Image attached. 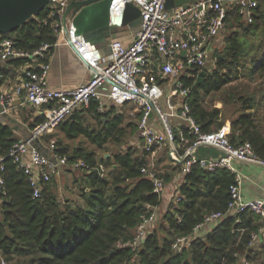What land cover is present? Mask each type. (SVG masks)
Instances as JSON below:
<instances>
[{
	"label": "trees",
	"instance_id": "trees-1",
	"mask_svg": "<svg viewBox=\"0 0 264 264\" xmlns=\"http://www.w3.org/2000/svg\"><path fill=\"white\" fill-rule=\"evenodd\" d=\"M49 12L47 5L20 27L0 37L11 38L17 49L25 51L48 43L46 62L56 42ZM225 19L224 31L230 32L224 49L215 53V69L193 71L194 76L180 78L183 86L189 87L190 113L203 132L216 130L223 124L220 109L207 108L203 96L221 90L238 78L240 67L243 71L249 70L247 75L264 76V52L252 56V68L247 69L242 40L264 24L263 3H259L252 23H244L236 11ZM234 24L236 29H233ZM8 61L19 66L25 59ZM0 74L7 75L8 71L0 66ZM239 101L242 110L231 120L229 139L232 143L249 141L255 156L264 161V130L256 115L260 103L251 96H241ZM125 104L132 108L133 104ZM87 118L96 124L89 123ZM42 120L43 116L37 115L30 127ZM125 120L123 112H116L114 106L99 112L96 102L91 101L87 108L76 111L73 118L61 122L56 130L62 134L63 141L84 136L102 148L108 142H121L126 134L135 132L136 123ZM55 132L46 134V141L53 139ZM184 135L189 142L193 141L194 136L186 129ZM18 139L13 126L0 121V156H5ZM63 141L55 140L58 152L66 154L70 161L80 158L92 166L101 163L108 171L102 176L95 170L83 171L78 180L75 179L81 202L59 199L50 183L52 180L43 183L41 195L33 198L27 177L16 169L10 158H5L6 194L0 195V252L8 264L16 257V264H235L239 257L246 264L257 261L264 264V246H248L251 233L261 225L259 217L251 211L224 217L212 224L205 234L190 236L205 215L225 211L230 198L228 188L234 182V174L227 169L206 171L197 165L184 174L162 215L159 230L151 229L134 249L127 244L117 247V241H126L132 236L141 215L147 211L146 206L161 202L153 192L152 181L140 172L149 162V151L128 147L110 157L102 155L96 159L93 151L82 146L70 148ZM166 167L170 170L159 174L168 181L177 166ZM175 197L179 200L174 203ZM178 237L188 238L180 251L172 248Z\"/></svg>",
	"mask_w": 264,
	"mask_h": 264
},
{
	"label": "built area",
	"instance_id": "built-area-1",
	"mask_svg": "<svg viewBox=\"0 0 264 264\" xmlns=\"http://www.w3.org/2000/svg\"><path fill=\"white\" fill-rule=\"evenodd\" d=\"M263 1L197 0L187 6L167 9L165 0H112L110 16H121L124 4L132 2L140 10V21L128 44L113 38L107 43L106 56H100L98 50H94L83 36L76 33L71 21L63 23V11L69 0H51L48 3V17L53 18L56 37H60L90 71L88 80L70 88L49 85L48 59L44 61L48 43L25 51L17 49L11 38L0 37V61L25 59L20 79L11 86L0 84V114H9L15 99L22 98L43 116L41 122L29 129L26 138L13 142L8 153L0 156V195L6 194L5 158H10L16 169L27 177L33 198L41 195L43 183L50 181L67 166L86 172L95 170L98 175H104L103 164L92 166L80 158L70 161L66 154L58 152L55 139H50L45 145L42 137L54 131L77 110L87 108L91 101L96 102L99 112L105 111L109 105L132 103L139 112L136 128L142 150L150 152L166 145L169 159L181 163L184 174L194 165L206 171L227 169L234 174V182L228 188L230 198L225 211L205 215L190 236L203 235L200 233L202 228L209 226V229L224 217L251 211L261 222L257 231L251 233L248 246L252 247L264 229V199L247 200L242 197L240 175L233 167V160L262 166L264 161L255 156L249 141L232 143L229 126L226 128L222 125L210 132L201 131L190 113L189 87L183 86L180 78L183 75L194 76L193 71L198 73L204 69L217 37L226 27L225 17L228 14L236 11L244 23H252L259 3ZM43 22H46V18ZM2 78L0 74V81ZM173 118L184 123L188 134L194 136L192 142L185 137L184 128L179 133L175 131ZM36 139L39 148L35 146ZM200 147L216 149L219 155L199 156L197 150ZM44 148L48 149L47 153L43 151ZM140 172L152 181L153 192L161 198L165 180L154 164L142 166ZM178 200L175 197L174 203ZM146 208L132 236L126 241H117V247L127 244L134 249L146 237L157 220L158 205H147ZM187 241L186 237H178L172 248L180 251ZM0 264H8L1 252Z\"/></svg>",
	"mask_w": 264,
	"mask_h": 264
},
{
	"label": "crops",
	"instance_id": "crops-1",
	"mask_svg": "<svg viewBox=\"0 0 264 264\" xmlns=\"http://www.w3.org/2000/svg\"><path fill=\"white\" fill-rule=\"evenodd\" d=\"M264 5V1L262 2ZM138 28V25L136 26H129L128 24L120 25L114 29V33L110 37L109 40L113 38H117L123 42V44H128L134 33L136 32ZM237 26L234 24L233 29H236ZM60 37H56V43L53 46L52 51L48 55V82L51 87L54 88H70L78 85L81 82H84L90 78V71L87 69V67L75 56L72 49L64 44ZM108 40V41H109ZM216 45V41H215ZM214 45V48H215ZM106 47H101L100 50H98V54L100 56H106L107 54ZM0 66L5 68L8 71L7 75H3V78L0 81L6 85L11 86L15 82H17L21 77V68L22 65L19 66H13L9 61H0ZM165 87H168V84H165ZM167 89V88H166ZM167 91V90H166ZM131 104L132 103H127ZM126 104L120 105V106H114L116 108V112H122V108ZM113 105H109V107L106 108L109 109ZM128 106V105H127ZM84 109V108H83ZM132 109L135 112V116L138 120V114L139 112L135 109V106L132 105ZM82 110V109H80ZM79 111V110H77ZM9 115L13 118H15V123H10L13 127L17 126V129L14 130L16 136L19 139H24L29 134L30 123L35 119L37 115H40L38 109L35 107H32L25 101H23L22 98H16L14 101V107L9 113ZM156 123V122H155ZM172 123L175 127V131L179 133V131L184 128V123L180 121V119L173 118ZM230 127V126H229ZM185 129V128H184ZM182 129V130H184ZM57 131V130H56ZM60 133V132H59ZM62 135V134H61ZM46 136V135H45ZM42 137L43 144L47 145L49 143V140L46 141V137ZM142 146V144H141ZM139 147V151H143ZM155 154V150L150 151L148 156L151 155L152 157ZM197 154L199 156H218L219 152L216 149L213 148H207V147H200L197 150ZM166 159H168V162L163 161L161 157L158 158V162L161 160L162 169L166 170L169 169V167H166L167 165H174L177 166V170L173 171L172 177L170 180L165 181V189L161 195V202L160 207H163V204L165 202V198L168 196H172L171 199H173V196L177 192V188L183 181L184 173L182 172L181 163L170 161L167 153L165 154ZM159 164V166H161ZM233 167L238 171L240 175V191L242 194V197L244 199H264V166L252 163V162H246V161H240V160H233ZM71 171L76 173L77 170H74L70 167L63 168L59 174L52 177L55 178L54 183L58 187V192L60 196L64 198H68L73 202H81V199L79 197V193L76 189V185H68V189L63 192L60 188L64 186L67 180V177L69 176L67 173ZM78 174V173H77ZM76 176V174H75ZM79 177V175H78ZM51 179V180H52ZM62 183V184H61ZM74 183V180H73ZM76 184V183H75ZM62 185V187H60ZM56 187V190H57ZM64 195V196H63ZM170 203V202H169ZM169 203L164 207L163 210H165ZM158 205V209H159ZM208 227H204L201 229V234H205V232L208 230ZM264 246V229L259 234L257 240L254 242L252 247H263Z\"/></svg>",
	"mask_w": 264,
	"mask_h": 264
},
{
	"label": "rangeland",
	"instance_id": "rangeland-1",
	"mask_svg": "<svg viewBox=\"0 0 264 264\" xmlns=\"http://www.w3.org/2000/svg\"><path fill=\"white\" fill-rule=\"evenodd\" d=\"M230 30L222 31L221 34L217 37L216 39V45L215 48L212 49L211 53H209L208 60L206 62V65L203 69V71L206 72H212L213 69H215V53L220 52L224 49L225 45V40L226 36L229 34ZM242 39V38H241ZM245 43V60H246V68L248 67L249 69L252 68L251 64V59L252 56L256 54H262L264 52V24H262L261 27H259L258 30L246 35V37L243 39ZM100 48L103 47V45L99 44L98 45ZM98 48V49H100ZM247 68V69H248ZM238 70V78L234 79L231 83L227 84L224 86L221 90L212 92L207 96H203L204 98V104L207 108H218L221 111V116L220 119L223 122L222 125L227 126L230 125L231 120L235 118L238 113L242 110L240 109V101L239 97L241 96H251L256 99L257 102L260 104L258 105V110H256V115L258 119L261 121V128L264 130V76H258L253 75H247L249 73V70L243 71L242 67L239 68ZM224 70H219V72L224 73ZM162 105H164V100L161 101ZM122 112L126 117V120H131L137 124V118L135 116V112L130 106H125L122 108ZM125 120V121H126ZM87 121L89 123H92L93 125L96 124V122L91 121L89 118H87ZM56 131V129L54 130ZM52 131L51 133H53ZM55 136L53 139L55 140H61L63 141V136L59 131L57 130L55 132ZM63 143H67L69 147H75V146H82L85 148L87 151H93L95 153L96 159H100L102 155L104 157L106 154L109 155V157L119 151H124L128 147H132L133 149L138 150L139 147L142 144L141 139L137 135V128L134 133L132 134H126L125 137L121 142H108L106 143L102 148H98L95 144L91 143L88 141L84 136H79L76 139L73 140H68V141H63ZM142 147V146H141ZM142 149V148H141ZM167 146L166 145H161L155 149V154L152 157L151 155L148 156V163H153L156 170L159 172L165 171L162 169V164L161 160L158 162V158L161 157L163 161L168 162V159H166L165 154L167 152ZM161 164V166H159ZM108 171V167L105 166V172ZM83 171L77 170L76 173L69 171L67 174L69 175L67 177L66 183H65V188L64 186L60 185L61 191L64 194V191L68 189V185H76L77 188V180H78V175L79 177L81 176ZM78 173V174H77ZM76 174V176H75ZM55 178L52 179L50 183L53 184L54 186V192L56 193L57 197L61 200L66 199L62 196L59 195L58 187L54 183ZM75 179H77L75 181ZM74 180V183H73ZM76 183V184H75ZM62 184V183H61ZM57 187V190H56ZM79 192V189H76ZM59 192V193H58ZM64 196V195H63ZM172 196H167L165 198V202L162 203L163 207L159 205L158 209V217L156 222L154 223L153 228H157L159 230V225L162 222V215L165 212L164 207L172 200ZM0 209H1V199H0ZM0 220H1V212H0ZM18 258L16 257V260L9 261V264H16ZM259 261L253 262L251 264H258ZM235 264H246L245 261L242 260L241 257H239L238 261Z\"/></svg>",
	"mask_w": 264,
	"mask_h": 264
},
{
	"label": "water",
	"instance_id": "water-1",
	"mask_svg": "<svg viewBox=\"0 0 264 264\" xmlns=\"http://www.w3.org/2000/svg\"><path fill=\"white\" fill-rule=\"evenodd\" d=\"M51 0H0V34L14 31L37 12L48 5ZM112 0H69L63 11V23L71 21L76 33L92 46L100 50L98 45L107 46L114 29L120 25L136 26L140 21V10L132 2H126L121 16H110L109 6ZM197 0H165V8L187 6ZM74 114L70 115L73 118ZM0 121L15 123V118L8 113L0 114ZM14 130L17 126L13 127ZM35 146H38L36 139ZM45 153L48 152L44 148ZM106 156H109L106 154Z\"/></svg>",
	"mask_w": 264,
	"mask_h": 264
}]
</instances>
